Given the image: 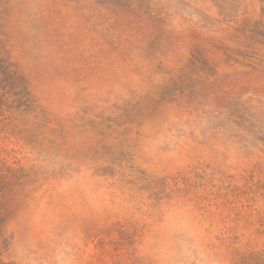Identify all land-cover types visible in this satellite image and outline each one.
Segmentation results:
<instances>
[{"label":"rangeland","instance_id":"obj_1","mask_svg":"<svg viewBox=\"0 0 264 264\" xmlns=\"http://www.w3.org/2000/svg\"><path fill=\"white\" fill-rule=\"evenodd\" d=\"M0 264H264V0H0Z\"/></svg>","mask_w":264,"mask_h":264}]
</instances>
